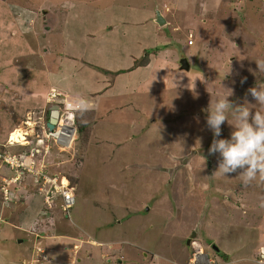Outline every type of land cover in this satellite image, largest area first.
<instances>
[{
  "label": "rangeland",
  "instance_id": "374dc122",
  "mask_svg": "<svg viewBox=\"0 0 264 264\" xmlns=\"http://www.w3.org/2000/svg\"><path fill=\"white\" fill-rule=\"evenodd\" d=\"M156 2L168 21L156 42L168 46L159 75L138 84L122 74L147 53L131 65L96 49L122 25L148 38L140 8ZM263 37L264 0H0V151L30 168L21 175L0 162V264H67L75 252L111 264H259L264 183L214 175L206 117L225 89L264 111L247 92L264 87ZM54 106L75 119L70 152L45 138ZM235 123L229 114L217 139ZM64 177L76 198L68 212L49 195Z\"/></svg>",
  "mask_w": 264,
  "mask_h": 264
},
{
  "label": "clouds",
  "instance_id": "9594fccd",
  "mask_svg": "<svg viewBox=\"0 0 264 264\" xmlns=\"http://www.w3.org/2000/svg\"><path fill=\"white\" fill-rule=\"evenodd\" d=\"M255 63L258 72H264V59H258ZM225 90L230 94L218 99L214 103V106L210 101L207 110L208 115L206 117V124L212 130L213 134L208 154L211 156L219 153L220 156L218 167L214 175H221L227 178L229 175L239 172L237 178L241 180L243 187L250 186L254 181L264 183V111H255L253 113V111L247 107L249 103L246 99L243 104L231 102L229 97L232 96L233 93L230 89ZM247 92L256 101V105L264 109V87H252L249 88ZM48 96H51V93H48ZM49 100H51V98H49ZM57 107L59 116L54 127L58 123L61 114L59 106ZM50 112L48 118L50 117ZM229 114L236 121L235 125L232 126L234 130L231 132L230 138L217 139V137L221 135V126L225 122H228ZM196 119L198 120L199 118L196 117ZM46 126L48 127V119L46 121ZM73 149L74 146L69 150L71 151ZM52 189L49 188V194L54 196L53 193H50ZM68 210L64 211L62 209L63 212H68ZM36 253L39 252L36 251L35 254ZM40 255L41 253L38 254V256ZM210 264H212V261H210Z\"/></svg>",
  "mask_w": 264,
  "mask_h": 264
},
{
  "label": "crops",
  "instance_id": "0c3cea01",
  "mask_svg": "<svg viewBox=\"0 0 264 264\" xmlns=\"http://www.w3.org/2000/svg\"><path fill=\"white\" fill-rule=\"evenodd\" d=\"M128 7H132V6H128ZM132 8H134V7H132ZM140 9H142V12H143L141 14V18L140 19H142V20L149 19V21H150V22H147V24L144 23V26L145 25H149L148 32H147L148 38H147L146 35H144L143 38H142V35H141L140 32L142 31L143 28L139 29L137 32H135V29H134L133 32H132V31L128 30L129 27L127 25L126 26L122 25L116 30V32H114V31H112L110 29L107 32V34H105V37L102 38V41H99L100 42V44H99L100 47H98L96 49L99 52V54H100V52L102 53V50H104V51L107 50V52L109 51L111 53V55L113 56V59L118 58V56H120V55H123L122 56L123 60L121 62L122 64L123 63L124 64H131V61L136 59L137 55L139 57L142 54L146 55V53H147V55H146L147 58L145 59L146 60V65H144V64L139 65V66L135 65L136 67H134L133 70L127 71V72L122 74V75H124L126 77V79H130L131 78L132 81L135 80V79L137 80V78H139L138 84L141 83L142 81H144V79H146V78L156 77V76H153V75H159V73L154 74L155 73L154 70L160 65L161 54H162L160 52H161L162 47L165 44L163 46H161L162 43L156 42L157 38L155 37V34H156V31H158V29L162 28V26L165 27L166 25H168L166 14L162 10L163 8L161 9L159 7L157 2L155 4V7H153L152 9H150V7L140 8ZM143 9H144V11H143ZM156 10H159L162 13V15L164 16V18L166 20V23L164 25H158L155 22ZM120 29H123L125 34L128 37L131 38V41L129 39H127V38H124L125 36L123 37ZM143 32L145 33L146 31L143 29ZM130 33H132L131 36H129ZM107 38H109L111 40L113 39V41H109L108 48L104 49V43L107 42L106 41ZM167 46L168 45H165L164 47H167ZM128 47H130V48H128ZM143 50H145V52H143ZM146 51L151 52V53L148 54V52H146ZM161 66H162V64H161ZM170 69H172V68H170ZM142 70H145V72H142ZM131 74H133V76H130ZM119 77H121V75ZM148 81L149 80H147V82ZM120 82H121V79L116 80V83L120 84ZM117 87H115V83H113L112 85L108 86L105 89L106 92L104 94H101V96L103 97L104 95H110L109 91H113ZM75 254L77 255L76 258L79 259V260L72 261V259L70 258V260H69L70 264H86L87 261H90L91 264H98V263L111 264V263L114 262V261L108 260V259H106V262H104V260L101 259V257H95L94 255H91V254H89L87 256H84V257L81 256V254L78 255V252L77 253L75 252ZM67 259H69V258L67 257ZM55 260H58V259H54V262L56 264L64 261V260H58V261H55ZM245 260L249 261L250 259L246 258ZM118 262H121V261L119 260Z\"/></svg>",
  "mask_w": 264,
  "mask_h": 264
},
{
  "label": "built area",
  "instance_id": "2783aa9c",
  "mask_svg": "<svg viewBox=\"0 0 264 264\" xmlns=\"http://www.w3.org/2000/svg\"><path fill=\"white\" fill-rule=\"evenodd\" d=\"M52 96V93H51ZM64 117V115L60 114V118L58 120V123L56 124V128L53 130H50L47 128V133L45 135L46 139H52L55 143V145L58 147L59 151L65 150L68 151L69 149L73 148V143H75V140L77 138V127L75 125V119L73 117H68L67 119H62L61 117ZM47 127V126H46ZM46 132V131H45ZM39 141V140H38ZM44 143L43 141H41ZM34 150H32L33 152ZM21 160V156L19 155H5L0 151V162L2 164H6L10 167L11 170H14V172H21V175L26 170H30L29 167H27L23 161ZM44 165L42 166V168ZM17 175V174H16ZM38 176H42L43 178H47V173L44 170H41L38 172ZM44 178V180H46ZM57 179V178H54ZM53 182V181H52ZM54 183V182H53ZM54 183L53 189L50 193L54 194V197L59 196L61 198L60 206L64 211H67L69 208H71L75 204V195L73 190L63 188V184H56ZM50 195V194H49ZM264 248V247H263ZM262 249V248H261ZM40 248L37 250L40 252ZM257 262L259 264H264V249L259 254V257L257 259Z\"/></svg>",
  "mask_w": 264,
  "mask_h": 264
},
{
  "label": "water",
  "instance_id": "95a60500",
  "mask_svg": "<svg viewBox=\"0 0 264 264\" xmlns=\"http://www.w3.org/2000/svg\"><path fill=\"white\" fill-rule=\"evenodd\" d=\"M155 22L158 25H164L166 23V20L164 18V16L162 15V13L159 10H156V17H155ZM181 69L188 71L190 68V64L187 58H182L181 61ZM59 116V112H58V107L54 106L53 110L50 112V117L48 118V128L51 130L54 128V124L57 122V118ZM190 243V239H188L187 244ZM213 248L215 250H218V248L213 245ZM70 264V263H67Z\"/></svg>",
  "mask_w": 264,
  "mask_h": 264
},
{
  "label": "bare ground",
  "instance_id": "6f19581e",
  "mask_svg": "<svg viewBox=\"0 0 264 264\" xmlns=\"http://www.w3.org/2000/svg\"><path fill=\"white\" fill-rule=\"evenodd\" d=\"M28 14V13H27ZM29 15H30V13H29ZM23 16V15H22ZM27 26V25H26ZM230 26V25H229ZM263 36V35H262ZM264 38V37H263ZM100 40V39H99ZM193 40V39H192ZM192 42V41H191ZM34 44H35V41H34ZM263 44V43H262ZM36 45V44H35ZM128 48H130V47H128ZM263 49V48H262ZM262 51V50H261ZM234 52V51H233ZM236 55V54H235ZM261 59V58H260ZM260 73V72H259ZM186 89H188V88H186ZM183 90V89H182ZM194 90H197V89H194ZM159 91V90H158ZM152 92V91H151ZM181 102V101H180ZM251 110V109H250ZM14 131V130H13ZM22 135V133L20 132V130H16L14 133H13V136H14V139H16V140H18V138L20 137ZM22 140H24V138L22 139ZM19 141L18 143H23V141ZM148 167H150V165L148 166ZM148 167H146V168H148ZM192 167V166H191ZM151 168V167H150ZM192 169V168H191ZM18 173V172H17ZM19 175V174H18ZM64 181V182H63ZM68 181V180H67ZM67 181H66V178L64 177V178H62V184L63 185H67ZM51 250V249H50ZM91 251V250H90ZM67 253H69V252H67ZM68 255V254H67ZM70 255V254H69ZM71 256V255H70ZM48 259V258H47ZM64 260V259H63ZM67 260V259H66Z\"/></svg>",
  "mask_w": 264,
  "mask_h": 264
},
{
  "label": "trees",
  "instance_id": "16d2710c",
  "mask_svg": "<svg viewBox=\"0 0 264 264\" xmlns=\"http://www.w3.org/2000/svg\"><path fill=\"white\" fill-rule=\"evenodd\" d=\"M18 145H25V143L23 142V143H21V144H18ZM4 222H5V220H4ZM217 253L219 254V253H220V251L218 250V251H217ZM220 255H221V253H220Z\"/></svg>",
  "mask_w": 264,
  "mask_h": 264
}]
</instances>
